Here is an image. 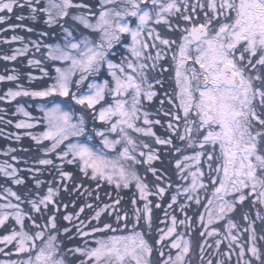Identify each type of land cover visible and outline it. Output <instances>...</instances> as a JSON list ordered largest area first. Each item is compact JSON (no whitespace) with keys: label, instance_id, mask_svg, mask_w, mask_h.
<instances>
[{"label":"snow or ice","instance_id":"snow-or-ice-1","mask_svg":"<svg viewBox=\"0 0 264 264\" xmlns=\"http://www.w3.org/2000/svg\"><path fill=\"white\" fill-rule=\"evenodd\" d=\"M0 25V264H264V0H0Z\"/></svg>","mask_w":264,"mask_h":264},{"label":"trees","instance_id":"trees-1","mask_svg":"<svg viewBox=\"0 0 264 264\" xmlns=\"http://www.w3.org/2000/svg\"><path fill=\"white\" fill-rule=\"evenodd\" d=\"M12 23H15V20L13 19L12 21H11ZM0 27H6V25H0ZM17 33H21L22 35H27L26 33H23V32H17ZM13 33L11 32V31H8V32H0V36L1 37H5V38H8L9 36H11ZM24 63H26V61L24 62ZM14 66V67H18L21 71H30V70H32V69H27V68H25V67H23L21 64H20V62L19 61H17V62H9L8 63V67L9 68H12L11 66ZM4 66H5V62H3V61H0V72H2L3 73V68H4ZM7 87V85L6 84H3V87L2 88H6ZM1 105L3 106V108H5V110H6V112H8L9 113V115L8 116H6V119L7 118H12L11 116H10V113H11V106H6L5 104H3V103H1ZM14 119V118H13ZM0 127H4L3 125H0ZM4 131L5 132H10V131H16L14 128H11V127H6V128H4ZM4 140H3V138L2 137H0V145H4ZM24 146H28L29 145V141L27 140V139H24L22 142H21ZM8 144H11L12 146H16V147H19V145H16L13 141H8ZM2 158V157H1ZM157 215H159V213H157Z\"/></svg>","mask_w":264,"mask_h":264},{"label":"rangeland","instance_id":"rangeland-1","mask_svg":"<svg viewBox=\"0 0 264 264\" xmlns=\"http://www.w3.org/2000/svg\"><path fill=\"white\" fill-rule=\"evenodd\" d=\"M16 34H21V33H16ZM13 35V34H12ZM22 35V34H21ZM10 37V36H9ZM8 37V38H9ZM3 38H5V37H1L0 36V39H3ZM17 45H12L11 47H16ZM9 48V46L8 45H4V44H0V49H5V50H7ZM11 67H14L13 65L11 66ZM30 71H33L34 72V74H36V75H39V73H38V71H36V70H30ZM0 74H2V72H0ZM8 86V85H7ZM3 87V85H0V89H4V88H2ZM0 108H3V106L1 105V103H0ZM0 159H2L1 157H0Z\"/></svg>","mask_w":264,"mask_h":264}]
</instances>
